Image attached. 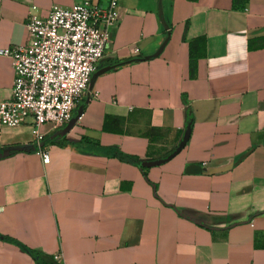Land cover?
I'll return each mask as SVG.
<instances>
[{"label":"crops","instance_id":"1","mask_svg":"<svg viewBox=\"0 0 264 264\" xmlns=\"http://www.w3.org/2000/svg\"><path fill=\"white\" fill-rule=\"evenodd\" d=\"M76 1L0 0V47L26 40L30 6ZM117 13L64 134L0 123V264H264V0ZM11 83L0 55V100ZM188 121L145 175L109 151L163 157Z\"/></svg>","mask_w":264,"mask_h":264},{"label":"built area","instance_id":"2","mask_svg":"<svg viewBox=\"0 0 264 264\" xmlns=\"http://www.w3.org/2000/svg\"><path fill=\"white\" fill-rule=\"evenodd\" d=\"M117 6L118 0H78L52 3L44 14L30 6L26 40L0 47L12 70L9 97L0 100L1 124L17 125L29 117L39 143L41 124L62 125L71 117L107 45ZM40 153L46 158V151Z\"/></svg>","mask_w":264,"mask_h":264},{"label":"water","instance_id":"3","mask_svg":"<svg viewBox=\"0 0 264 264\" xmlns=\"http://www.w3.org/2000/svg\"><path fill=\"white\" fill-rule=\"evenodd\" d=\"M159 17H160V21L161 23L163 24L164 27H167L166 23L164 22L162 16L160 15V12H159ZM80 110L77 109L75 115L71 116L67 121L66 123L64 124V126L62 128H60V130H58L57 134L58 135H62L64 134L67 129L72 125V123L74 122V120L76 119L77 115L79 114ZM188 131H189V121L185 124V128L182 132V135L181 137L179 138V140L177 141L176 145L168 152L166 153L163 157H160V158H155V159H151V160H144V161H141V165L143 166H148V165H151V164H157V163H160V162H163L164 160L170 158L174 153H176L179 148L182 146V144L184 143V141L186 140L187 138V135H188Z\"/></svg>","mask_w":264,"mask_h":264},{"label":"trees","instance_id":"4","mask_svg":"<svg viewBox=\"0 0 264 264\" xmlns=\"http://www.w3.org/2000/svg\"><path fill=\"white\" fill-rule=\"evenodd\" d=\"M48 141L49 142H55V143L61 144V145L68 143L67 141L63 140L62 137L56 138V139H54V137H51V138H48ZM109 151L111 152L112 155H115L116 157H118L120 159H124V160L131 162V163L136 164L140 168V170L142 171V174L145 175L144 174V167L140 165V161H141L140 158H138L136 156H132L128 153L122 152L116 148H110ZM30 253L33 255L37 264H47V263H45V261H43L40 258V254L37 253L36 251L30 250Z\"/></svg>","mask_w":264,"mask_h":264}]
</instances>
